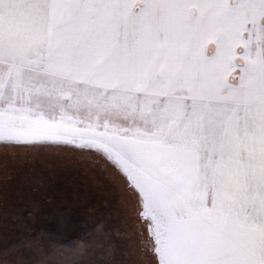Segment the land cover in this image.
<instances>
[{"label": "snow or ice", "instance_id": "obj_1", "mask_svg": "<svg viewBox=\"0 0 264 264\" xmlns=\"http://www.w3.org/2000/svg\"><path fill=\"white\" fill-rule=\"evenodd\" d=\"M0 264H264V0H0Z\"/></svg>", "mask_w": 264, "mask_h": 264}, {"label": "rangeland", "instance_id": "obj_2", "mask_svg": "<svg viewBox=\"0 0 264 264\" xmlns=\"http://www.w3.org/2000/svg\"><path fill=\"white\" fill-rule=\"evenodd\" d=\"M37 170L40 173L38 177L29 174L22 182L28 185L37 183L47 185L49 192L53 193L57 200L71 194L77 203L102 210V203L107 195L104 191V182L91 169L68 160L63 161L59 166L45 162L39 165ZM81 189L82 192H79ZM81 235L82 232L77 227H68L62 232L61 242L71 245Z\"/></svg>", "mask_w": 264, "mask_h": 264}, {"label": "trees", "instance_id": "obj_3", "mask_svg": "<svg viewBox=\"0 0 264 264\" xmlns=\"http://www.w3.org/2000/svg\"><path fill=\"white\" fill-rule=\"evenodd\" d=\"M82 185V184H81ZM79 192H82V189L81 190H79ZM81 195V194H80ZM80 195H78L79 196V198H82V197H80ZM71 197H72V195H71ZM81 211H83V209L81 210ZM73 234H75V233H73ZM76 235H77V233H76ZM69 238H70V236H68Z\"/></svg>", "mask_w": 264, "mask_h": 264}]
</instances>
